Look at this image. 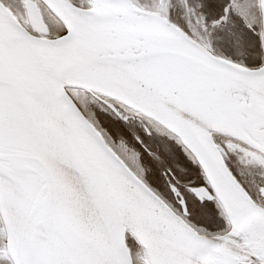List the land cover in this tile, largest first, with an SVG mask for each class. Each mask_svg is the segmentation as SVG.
Here are the masks:
<instances>
[{
	"label": "snow or ice",
	"instance_id": "obj_1",
	"mask_svg": "<svg viewBox=\"0 0 264 264\" xmlns=\"http://www.w3.org/2000/svg\"><path fill=\"white\" fill-rule=\"evenodd\" d=\"M0 264H264V0H0Z\"/></svg>",
	"mask_w": 264,
	"mask_h": 264
}]
</instances>
